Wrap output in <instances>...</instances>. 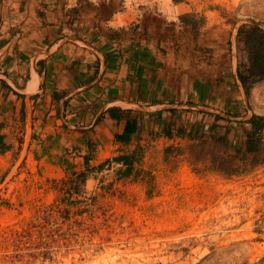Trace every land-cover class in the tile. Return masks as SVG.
Listing matches in <instances>:
<instances>
[{
    "label": "rangeland",
    "instance_id": "1",
    "mask_svg": "<svg viewBox=\"0 0 264 264\" xmlns=\"http://www.w3.org/2000/svg\"><path fill=\"white\" fill-rule=\"evenodd\" d=\"M153 1L173 8L172 0ZM187 1L199 27L223 28L229 63L235 23H264V0ZM151 9L159 11L157 4ZM238 29L237 71L257 72L263 66L250 65L249 57L257 48L264 52V29L252 22ZM246 31L259 43L245 47ZM243 46L246 59L241 60ZM233 91L229 105L221 102L217 108L244 116L248 108L235 81ZM244 91L250 112L264 115V78L248 80ZM11 103L0 98L10 146L0 151V264H264V131L258 149L247 152L249 124L196 110L185 121L184 137H143L127 171L117 153L92 159L89 168L83 160L80 166L58 161L59 171L69 177L50 181L39 177L35 160L27 159L25 126L8 112ZM213 123H218L215 132ZM32 218L37 220L36 253L19 249L16 240L21 228L35 231Z\"/></svg>",
    "mask_w": 264,
    "mask_h": 264
},
{
    "label": "crops",
    "instance_id": "2",
    "mask_svg": "<svg viewBox=\"0 0 264 264\" xmlns=\"http://www.w3.org/2000/svg\"><path fill=\"white\" fill-rule=\"evenodd\" d=\"M171 3L172 9L159 1L140 8L136 1L101 0L97 7L77 0L69 8L68 0H0V74L30 91L19 92L0 78V98L13 99L8 112L25 126L22 147L39 164V177L65 174L58 161L80 166L89 151L90 161L130 151L170 119L185 128L197 110L147 111L135 104L229 105L237 80L223 28L211 24L192 31L180 19L193 9L191 2ZM116 13L127 24L119 31L107 26ZM176 13L179 23L166 22ZM133 121L141 138L133 133L125 143L117 135Z\"/></svg>",
    "mask_w": 264,
    "mask_h": 264
},
{
    "label": "trees",
    "instance_id": "3",
    "mask_svg": "<svg viewBox=\"0 0 264 264\" xmlns=\"http://www.w3.org/2000/svg\"><path fill=\"white\" fill-rule=\"evenodd\" d=\"M174 1H183V0H174ZM180 19H181V23H183V25L187 26L192 31L198 30L200 26V20L197 17H195L192 13H190V11L180 15ZM255 28L258 29V27H255ZM239 33H240V30H239ZM244 38H245L246 45H252L253 43L255 44V42L259 43V41L256 39V36L252 34L250 31H246ZM249 58H250L249 59L250 65L252 66L261 65L263 66V68L257 72L250 73V74H247L238 68L239 77L241 78L245 88L247 87L248 80H250L251 82H255L257 80L264 78V52H261L259 48H257L255 51H253L250 54ZM2 84L5 86H8L6 82H4L3 80H2ZM215 117L221 118V116L219 115H216ZM243 122L249 123V128L245 131V136H246L245 142H244L245 151L247 152L256 151L262 141L261 135L264 131V115L254 113L248 120H245ZM5 124L6 123L4 122V119L0 121V151L7 150L10 147L9 143L5 140V133H4ZM129 126H130L129 128H126V125H125L124 130L122 132L123 134L121 133L120 135H117V138L121 139L125 143L130 142L131 134L133 133L135 134V131L137 129L135 121L130 122ZM217 127H218V123H213L211 125V129L214 130V132L216 129H218ZM226 129L228 130V127H225V131ZM160 135L166 137L167 139L174 138L175 136L184 137V128L181 126H177L175 124V121L173 119H170L167 121V124H165V126L162 127L161 131L160 130L151 131L149 136L155 137V136H160ZM222 137L223 135H221L219 138H222ZM135 138L139 139L141 137H139V135H137L136 133ZM139 140L136 142L135 146L130 151H126L125 153H121L120 155L115 157L116 160L120 161L121 163L125 165V168L123 169L125 171H127L130 168V166L133 164L136 158L137 149L141 146V142ZM90 159H91V152L89 151L88 153L83 155V163L86 168L90 167V163H89ZM86 173H87L86 169L83 171H80L81 179L84 180L86 178V175H87ZM72 176L74 177H71L70 180L74 181V179L79 177V173H76ZM68 177L69 175L62 174L60 175L59 179L64 180V179H67ZM48 179L52 181L53 179H57V178L53 177V178H48Z\"/></svg>",
    "mask_w": 264,
    "mask_h": 264
},
{
    "label": "water",
    "instance_id": "4",
    "mask_svg": "<svg viewBox=\"0 0 264 264\" xmlns=\"http://www.w3.org/2000/svg\"><path fill=\"white\" fill-rule=\"evenodd\" d=\"M244 22H252L256 25H258L259 27H262L264 29V23L260 22V21H256V20H252V19H241V20H238L235 25H234V28H233V31L231 33V42H232V65L234 63V38L238 32V28H239V25H241L242 23ZM233 70H234V74H235V77H236V80H237V86L239 88V91L244 99V102L248 108V113L244 116H233V115H230L226 112H223L221 110H219L218 108H214L212 106H209V105H204V104H168V105H160V106H144V105H140V104H135L137 107L141 108V109H144V110H147V111H158V110H162L164 108H171V107H174V106H183V107H188V108H193V109H197V110H202V111H206V112H210V113H216V114H219L220 116H223L225 118H229V119H235V120H246L248 118H250L252 116V113L250 112L249 110V106H248V102H247V97H246V94H245V91H244V88L240 82V78L238 76V73L236 71V67L233 65ZM0 78L6 80L10 86H12L15 90L19 91V92H22V93H29L30 91L27 89V88H20L18 87L15 83L11 82L10 80H8L3 74H0Z\"/></svg>",
    "mask_w": 264,
    "mask_h": 264
},
{
    "label": "built area",
    "instance_id": "5",
    "mask_svg": "<svg viewBox=\"0 0 264 264\" xmlns=\"http://www.w3.org/2000/svg\"><path fill=\"white\" fill-rule=\"evenodd\" d=\"M239 58L241 60L246 59V49L243 46L242 52L239 54ZM87 191V188H85ZM85 189H81L80 192L85 191ZM59 219L63 218V216H59ZM53 221L47 222L49 225H53ZM32 229L35 231H25V229L21 228L17 231L18 237L16 240L19 242L20 241V247L19 249L22 250H28L31 253H36L37 252V247H36V241H37V220L36 218H32V221L30 222ZM10 224V223H9Z\"/></svg>",
    "mask_w": 264,
    "mask_h": 264
},
{
    "label": "clouds",
    "instance_id": "6",
    "mask_svg": "<svg viewBox=\"0 0 264 264\" xmlns=\"http://www.w3.org/2000/svg\"><path fill=\"white\" fill-rule=\"evenodd\" d=\"M90 3L96 5L97 7L100 5L101 0H89ZM105 4L110 3V0H103ZM129 0H125V5H127ZM141 4H143L145 7H149L153 0H139ZM69 8L76 7L77 5V0H68V5ZM121 14L116 13L114 14L113 18L107 21V26L111 28L113 31H119L121 28H126L127 24L124 22L123 19H120ZM166 22L168 23H179V13H176L175 15H169L166 18Z\"/></svg>",
    "mask_w": 264,
    "mask_h": 264
},
{
    "label": "bare ground",
    "instance_id": "7",
    "mask_svg": "<svg viewBox=\"0 0 264 264\" xmlns=\"http://www.w3.org/2000/svg\"><path fill=\"white\" fill-rule=\"evenodd\" d=\"M238 31H239V29H238ZM238 33V32H237ZM237 35V34H236ZM235 38H236V36H235ZM234 38V39H235ZM235 41V40H234ZM234 56H235V45H234ZM236 58V57H235ZM235 58H234V63H233V65L236 67V69H237V65H236V61H235ZM238 72V71H237ZM238 76H239V74H238Z\"/></svg>",
    "mask_w": 264,
    "mask_h": 264
}]
</instances>
